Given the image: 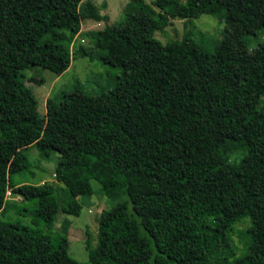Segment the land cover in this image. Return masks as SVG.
Wrapping results in <instances>:
<instances>
[{"label":"trees","instance_id":"trees-1","mask_svg":"<svg viewBox=\"0 0 264 264\" xmlns=\"http://www.w3.org/2000/svg\"><path fill=\"white\" fill-rule=\"evenodd\" d=\"M100 10L91 0H0V213L31 222L0 219V264H84L53 224L90 202L91 180L114 199L95 245L86 239L92 264H264V0H128L113 24L82 32L85 20H107ZM202 14L223 21L210 50L192 33L154 36ZM79 34L92 45L72 51ZM75 55L118 72L106 89L76 82L49 95L40 116L24 71L59 75ZM33 146L57 154L55 182L12 180ZM244 219L235 256L231 234Z\"/></svg>","mask_w":264,"mask_h":264},{"label":"rangeland","instance_id":"rangeland-1","mask_svg":"<svg viewBox=\"0 0 264 264\" xmlns=\"http://www.w3.org/2000/svg\"><path fill=\"white\" fill-rule=\"evenodd\" d=\"M101 8L100 13L108 16L106 21L85 20L81 25V31H95L103 29L107 24H113L121 15L124 5L128 0H91ZM148 3H153L154 0H145ZM223 21L217 17L208 14H202L199 17L188 22L185 19H171L169 25L163 30L156 31L154 36L161 42L166 43L172 40H181L187 33H192V37L199 44L210 50L215 40L221 37ZM91 46L89 39L79 34L75 37L72 43V51H75L79 45ZM242 49L246 53H252L255 49L254 44L243 43ZM118 71L111 69L107 64H102L97 60L91 61L85 57L75 55L71 60V64L67 70L57 75L54 72L42 68L34 67L24 71L21 80L31 90L37 101V111L40 116L45 114V102L49 95H54L63 90H70L72 85L78 82L82 87L90 92H96L106 89L105 78L107 73L114 76ZM35 75L42 78L43 82H31L29 77ZM95 80V81H94ZM26 154L29 160V168L27 170L15 173L12 175L14 182L27 181L35 183L41 181H56L54 176L55 167L57 164V154H51L49 158L40 156L36 147L27 149ZM244 155V151H236L229 153V157L233 161H238ZM82 164L75 167L74 170L81 172ZM58 183V182H57ZM95 193L92 195L90 202L85 200L78 215L58 213L53 224V229L62 231L68 238V252L78 261L84 264H92L88 261V250L86 248V239L90 237V244L95 245L96 233L98 227V218L100 212L104 208H109L114 199L102 194L99 189V184L95 180H91ZM10 197L11 194L9 193ZM11 200V199H9ZM17 200L19 198L17 197ZM78 201H81L79 198ZM21 204L19 202L16 203ZM19 218L24 224L31 225L30 218L22 214H16L14 210L8 211L5 214L0 213V219L15 220ZM248 219H244L235 225L234 231L231 234L230 245L234 247L235 256H239L243 248V234L248 227Z\"/></svg>","mask_w":264,"mask_h":264}]
</instances>
